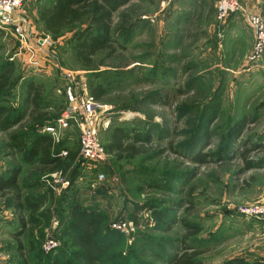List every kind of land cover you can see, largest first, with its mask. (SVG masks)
Wrapping results in <instances>:
<instances>
[{
  "label": "rangeland",
  "instance_id": "obj_1",
  "mask_svg": "<svg viewBox=\"0 0 264 264\" xmlns=\"http://www.w3.org/2000/svg\"><path fill=\"white\" fill-rule=\"evenodd\" d=\"M49 1L27 0L14 13L26 40L11 28L0 35V70L11 64L12 74L21 78L7 104L21 99L30 80L41 84L58 141L72 155H61L60 170L41 178L53 192L51 227L43 231L41 244L43 264H51L61 247L59 229L77 208L102 214L101 233L113 234L100 264H149L150 258L141 260L135 251L151 239L179 240L186 234L182 220L201 231L191 244L201 264H264V215L248 211L264 208V165L245 170L235 155L237 143L220 154L222 137L240 119L244 147H264V55L248 63L254 37L246 23V15H257L264 24V0H237L242 11L222 22L216 19V0H129L112 18L117 44L112 52L98 53L89 67L77 61L71 33L50 37L39 26L38 10ZM91 84L103 85L100 101L91 99ZM90 99L96 105L92 127L104 153L96 166L82 165L79 156L81 108ZM215 110L208 123L212 133L203 140L198 127L206 122L205 113ZM65 114L70 118L57 123ZM33 125L26 120L20 130ZM116 125L137 132L125 141L140 151L134 159L119 161L106 153ZM8 143L9 134L0 133V172L7 162L20 170L19 186L30 185L37 179L35 167L21 164L19 155L7 158ZM196 152L211 157L197 164L189 159ZM253 156L264 159L262 153ZM74 172L78 177L71 184ZM131 173L135 179L128 180ZM17 192L0 199V264H24V257L34 264L35 254L28 256L27 246L20 253L4 232L18 230L12 208ZM148 205L174 221L154 218Z\"/></svg>",
  "mask_w": 264,
  "mask_h": 264
},
{
  "label": "trees",
  "instance_id": "obj_2",
  "mask_svg": "<svg viewBox=\"0 0 264 264\" xmlns=\"http://www.w3.org/2000/svg\"><path fill=\"white\" fill-rule=\"evenodd\" d=\"M128 1L50 0L47 6L38 10L37 22L43 32L50 37H56L64 30L71 33L77 61L83 67H89L98 53L112 52L114 44H117L111 29L112 18L114 13ZM20 79L12 74L11 64H6L5 69L0 70V133L9 134L7 152L4 155L13 160L15 156L19 155L21 164L35 167L37 179L30 185L19 186L17 175L20 170L6 162L5 169L7 171L0 172V199L6 198L12 190L18 191L13 196L12 203L18 230L12 234V238L17 242V249L20 253L25 254L27 246L26 254L28 256L30 253L35 254L34 264H43L41 244L43 231H47L51 227L53 210L50 208L53 204V192L51 187L45 188L46 181L41 178L60 170L62 160H64V157L60 156L61 152H66V159H71L72 155L67 147H62L61 142H55L50 134L43 131L45 127L54 125V120L52 119L53 113L48 111L44 105L41 84L30 80L25 85L26 89L21 99H16L17 103L14 105L7 104V101L15 99L13 92L19 87ZM104 93L103 85H90L89 95L92 100L100 101ZM56 109L55 115L59 114L63 108ZM205 116L207 117L206 122L198 127V132L203 140H206L212 133L209 132L208 123L209 121L211 123V120L216 116V110L205 113ZM26 120H30L34 125L20 130ZM244 125V120L240 119L227 130L222 137L223 147H220V149L222 148L220 154L230 150L231 144L237 143L239 147L235 151V155L241 159L243 168L254 170L264 165V159L254 160L253 158V155H258V153L264 154V147L258 145H249L250 148L244 147L245 141H240L238 138ZM133 133L137 136V132L133 129H126L121 125L114 126L111 129L110 139L105 150L108 156L119 161L134 159L138 156L140 151L134 145L125 143L127 137H131ZM195 143H199V141ZM186 149L190 150L189 147ZM210 157L209 154L196 152L189 159L194 163L202 164L206 163ZM81 161L82 165H89L83 160ZM96 165L98 164H93V166ZM77 177L76 172L72 173L69 179L70 183L73 184ZM138 178H142V174L138 175ZM130 179H135L132 173L128 174V180ZM162 183L166 188V183ZM23 190L26 193H23ZM145 209L150 210L154 218L174 221L167 218L165 213L156 209L154 211V207L151 205ZM104 220L105 218L100 213L81 208L72 209L69 220L65 222V227L59 229L57 240L61 247L56 251L51 264H75L72 259L83 264H100L113 245V240L108 239V236H113V234L101 233ZM179 223L183 225L181 228L186 233L183 237L179 240L151 239L149 242L144 241L140 245V250L135 251L137 256L141 260L150 258L149 264H201L198 259L200 252L191 245L195 241V236L201 232L200 229L184 220ZM187 239L193 241L187 242ZM66 249L70 251L69 255H67ZM178 249L179 254H170ZM127 259L124 260L125 263L129 261ZM31 261L32 259L29 257L28 259L24 257V264H30Z\"/></svg>",
  "mask_w": 264,
  "mask_h": 264
},
{
  "label": "built area",
  "instance_id": "obj_3",
  "mask_svg": "<svg viewBox=\"0 0 264 264\" xmlns=\"http://www.w3.org/2000/svg\"><path fill=\"white\" fill-rule=\"evenodd\" d=\"M27 0H0V30L4 31L11 28L17 37L24 40L28 38L24 25H20L17 19L13 18L16 11H19ZM237 0H216V19L219 22L224 21L230 15L240 12ZM246 23L253 32L254 42L248 63L258 62L264 54V24L257 15H246ZM96 105L91 99L81 108L84 123L78 124L79 127V156L87 164H100L104 161V153L99 147L96 139V132L92 127L91 117L95 111ZM70 118L65 114L57 123L63 124ZM56 126V125H55ZM52 136L55 142H58L57 130L53 126H47L43 130ZM66 156V152L60 153V156ZM249 213L253 215H264V208H249Z\"/></svg>",
  "mask_w": 264,
  "mask_h": 264
},
{
  "label": "crops",
  "instance_id": "obj_4",
  "mask_svg": "<svg viewBox=\"0 0 264 264\" xmlns=\"http://www.w3.org/2000/svg\"><path fill=\"white\" fill-rule=\"evenodd\" d=\"M260 12H261V15L263 16V19H264V7L260 9ZM232 15H234V14H232ZM232 15H230V16H232ZM1 33H2V31L0 30V35H1ZM250 34H251V33H250ZM249 47H251V39H250ZM263 55H264V54H263ZM5 164H6V162L2 161V165H3V168H1L2 171H4V170L7 171V169H5V167H6ZM1 167H2V166H1ZM4 173H5V172H4ZM14 215H15V214H14ZM16 222H17V219H16ZM16 222H15V223H16ZM4 232H8V234L6 233L5 235H7V236H9L11 239H13V238H12V234H13L12 231H7V230H6V231H4Z\"/></svg>",
  "mask_w": 264,
  "mask_h": 264
}]
</instances>
